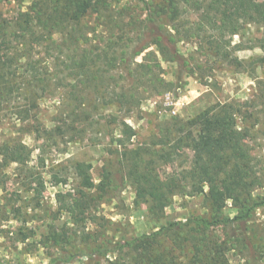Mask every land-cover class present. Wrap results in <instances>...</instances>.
<instances>
[{"label":"rangeland","instance_id":"1","mask_svg":"<svg viewBox=\"0 0 264 264\" xmlns=\"http://www.w3.org/2000/svg\"><path fill=\"white\" fill-rule=\"evenodd\" d=\"M37 1L2 3L0 24L11 30L13 24L32 11ZM196 1L204 5L209 0ZM122 5L129 6L128 15L144 18V11L136 0H127ZM199 14L195 12L185 17L181 24L197 27ZM86 22L96 25L94 16ZM159 33L163 35L164 30ZM163 36L172 47L167 36ZM216 38L208 25L190 40L177 43L178 59L162 61V77L173 84L171 87L160 88L161 92L157 93L150 87L138 88L140 105L123 102L101 106L93 96L92 103L100 107L94 109L87 104V109L92 110L89 118L86 116L85 122L68 129L62 119L67 110L64 83L56 79L46 50L39 46L33 49L37 65L49 68L53 75L49 80V92L38 96L37 105L31 106L25 121L18 113L23 107L28 109L23 95L0 108V144L18 141L28 146L26 164H10L0 174L1 262L52 264L58 259L54 264H135L125 249V244L132 238L188 219L212 221L204 195H191L189 187L171 197L162 217L152 214L150 205L136 198L126 162L121 158L120 141L125 138L123 124L136 131L135 137L126 141L128 147L135 148L151 143L159 135V126L166 122L174 118L190 119L221 103L234 105L238 126L246 133L249 155L243 160L242 168L257 182L252 192L253 200L247 205L252 206L253 202L260 205L253 208L247 220L211 226L209 231L211 236L219 238L231 264H264V27L244 23L236 34L226 33L219 41L221 54L228 52L244 62L239 70L228 60L216 56ZM151 40V35L146 33L139 47ZM153 49L155 47L150 48ZM22 50L19 47L18 54L23 53ZM143 55L129 58L131 71H120L116 86L125 84L128 88L138 79L137 64L142 62ZM25 61L22 57L18 64ZM17 66V74L24 73L22 65ZM167 95L171 105L167 103ZM178 154L169 164L158 165L157 172L163 180L177 177L185 186L193 153L184 149ZM76 161L91 164L96 185L105 180L104 174L110 175L111 180L104 192L93 191L97 195L96 201L79 224L74 223L69 213L60 210L57 202L59 196L75 191L77 187L72 169ZM30 170L34 175H27ZM42 180L44 189L38 186ZM242 213L244 211L231 201L223 209L224 218L234 219ZM54 234L60 235L54 237ZM117 246L119 249L112 251ZM188 252L184 248L175 254L184 260ZM72 255L80 257L71 260Z\"/></svg>","mask_w":264,"mask_h":264},{"label":"trees","instance_id":"2","mask_svg":"<svg viewBox=\"0 0 264 264\" xmlns=\"http://www.w3.org/2000/svg\"><path fill=\"white\" fill-rule=\"evenodd\" d=\"M21 1L0 0V5ZM125 1L39 0L28 15L12 25L11 30L0 24V108L14 103L18 96L23 95L28 109L23 107L18 113L25 121L31 106L37 105L38 96L49 92V80L53 75L49 68L37 65L32 52L36 46L50 55L56 79L66 88L67 110L62 119L68 129L84 121L86 116L89 118L92 110L87 109V104L94 109L100 107L92 103L93 96L101 106L123 102L140 105L138 88L150 87L157 93L161 92L160 88L171 87L173 84L162 77V61H176L179 57L177 43L190 40L204 27L209 25V30L216 34V56L228 60L238 70L244 62L228 52L221 54L219 41L226 33L236 34L244 23L264 27V2L209 0L202 5L196 0H136L144 11L145 16L141 19L128 15L129 6L122 5ZM195 12H200L197 27L181 24L185 17ZM92 16L96 25L86 22ZM197 29L200 32H196ZM163 30L173 48L159 33ZM144 33L151 35L152 40L139 47ZM19 47L23 48L21 54H18ZM151 47L155 49L150 50ZM143 53L142 62L137 64L138 79L128 88L125 84L116 86L117 74L131 71L129 58ZM22 57L26 61L18 64ZM17 65L24 69L21 75L17 74ZM252 71L256 69L253 67ZM233 108L232 104L218 103L190 119L174 118L159 126V135L151 143L135 148L128 147L126 141L135 137L136 131L123 124L125 138L120 141V154L126 162L136 198L145 200L151 213L162 217L171 197L189 187L191 195H204L213 216L212 221L188 219L132 238L125 244V249L135 264H231L219 238L211 236L209 229L211 226L233 224L236 220H247L253 208L260 205L258 202L247 205L253 200L252 192L257 182L242 168V162L249 153L246 133L239 128ZM60 128L58 131L61 132ZM184 149L193 153L185 186L177 177L163 180L157 172L158 165L174 161L179 151ZM27 157L26 144L18 141L1 143L0 174L10 164H26ZM72 169L77 187L75 191L59 196L57 202L58 208L69 213L74 223L79 224L96 201L97 195L93 191L104 192L111 180L110 175L104 174L108 181L96 185L91 174L92 166L85 161L74 162ZM31 174L34 175L31 170L27 171V175ZM38 186L44 189L43 180ZM229 201L244 211L242 216L234 219L223 217V209ZM59 235L54 234V237ZM184 248L189 252L182 260L175 252ZM116 249L119 246L112 251ZM78 257L72 255L71 260ZM0 264L15 263L0 261Z\"/></svg>","mask_w":264,"mask_h":264},{"label":"built area","instance_id":"3","mask_svg":"<svg viewBox=\"0 0 264 264\" xmlns=\"http://www.w3.org/2000/svg\"><path fill=\"white\" fill-rule=\"evenodd\" d=\"M169 99H170V96L169 95H167V103L169 104V105H171V103H169ZM177 105V104H176ZM184 106V105H183ZM175 113V112H174Z\"/></svg>","mask_w":264,"mask_h":264}]
</instances>
